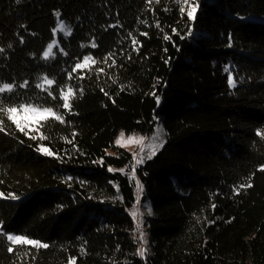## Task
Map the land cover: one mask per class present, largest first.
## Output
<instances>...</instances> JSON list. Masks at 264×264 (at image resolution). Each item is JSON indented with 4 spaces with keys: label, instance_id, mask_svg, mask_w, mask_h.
Masks as SVG:
<instances>
[{
    "label": "trees",
    "instance_id": "obj_1",
    "mask_svg": "<svg viewBox=\"0 0 264 264\" xmlns=\"http://www.w3.org/2000/svg\"><path fill=\"white\" fill-rule=\"evenodd\" d=\"M188 1L0 0V264H264V0Z\"/></svg>",
    "mask_w": 264,
    "mask_h": 264
},
{
    "label": "rangeland",
    "instance_id": "obj_2",
    "mask_svg": "<svg viewBox=\"0 0 264 264\" xmlns=\"http://www.w3.org/2000/svg\"><path fill=\"white\" fill-rule=\"evenodd\" d=\"M184 11L191 18H193L194 14L197 11V5L193 2V0H190L185 3ZM57 32L65 35L68 33L66 26L62 23H58L55 34ZM55 45L56 42L54 41L48 46L45 52V57H47L51 53ZM90 64L91 59L86 58L76 68L83 69L88 67ZM70 95L71 91L66 90L64 93L65 100H67ZM8 115L17 128L31 134H35L38 132V127L44 120L48 118H56V115L51 110L38 109L32 106H23L21 108L11 109L8 111ZM163 141L164 135L162 126L161 123L157 121L153 132L151 133L131 135L120 133L115 140V145L119 148L127 150L133 155L134 165L132 168L135 169V167L141 164L145 159L153 156L163 146ZM140 193L141 188L140 186H138V200L140 198ZM147 213L148 209L146 206L142 207L138 203L135 205L133 217L136 225V240L139 245L140 256L145 251L148 241L147 232L142 222V219L147 215ZM7 239L11 244H34V242L32 241L30 242L25 238L15 235H7Z\"/></svg>",
    "mask_w": 264,
    "mask_h": 264
}]
</instances>
